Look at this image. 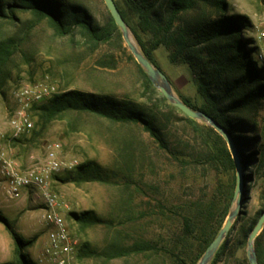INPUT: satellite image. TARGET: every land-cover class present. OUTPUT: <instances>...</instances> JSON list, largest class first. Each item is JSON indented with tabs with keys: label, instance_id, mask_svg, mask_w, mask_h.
Masks as SVG:
<instances>
[{
	"label": "rangeland",
	"instance_id": "374dc122",
	"mask_svg": "<svg viewBox=\"0 0 264 264\" xmlns=\"http://www.w3.org/2000/svg\"><path fill=\"white\" fill-rule=\"evenodd\" d=\"M66 1L85 6L99 29L109 30L107 38L94 41L79 29L63 36L49 18L31 10L19 9L14 18L0 17V42L8 40L13 46L11 55L0 61V136L7 156L24 169L44 160L48 143L62 144L61 156L67 165L53 175L50 188L58 195L60 211L72 232L96 252L93 258L79 260L80 264H198L205 241L221 227L225 210L230 213L235 206L236 171L213 157L218 146L207 123H191L186 115L162 106L159 98L146 90L138 62L120 28L112 27L104 0ZM115 2L131 12L132 27L149 47L158 39L165 40L153 51L156 64L177 96L202 106L200 70L191 68L180 54L181 36L198 40L200 22L222 12L210 0H199L193 9L179 13L164 38L160 25L140 27L139 2ZM154 3L160 22L165 24L169 16L165 1ZM225 9V14L241 17L254 60L264 67V0H226ZM205 45L200 43L198 48L206 50ZM36 81L54 84L55 94L78 90L129 104L154 121L164 141L156 139L141 121H114L78 111H67L44 128L41 110L35 106L30 111L33 128L15 139L10 125L16 106L13 92ZM253 119L256 131L244 133L258 140L247 148L256 156L246 169L250 179L243 212L216 264H250L248 237L264 211V101ZM87 161L100 166L101 177H78V166ZM4 185L0 173V216L8 217L13 225V199ZM87 210H93L102 222L82 230L73 214ZM260 242L264 244V234ZM111 245L123 247L119 252L125 255L97 260L109 253ZM124 247L132 250L127 252ZM41 249V243L26 249L33 264H41ZM12 252L0 253V264L13 262Z\"/></svg>",
	"mask_w": 264,
	"mask_h": 264
},
{
	"label": "trees",
	"instance_id": "16d2710c",
	"mask_svg": "<svg viewBox=\"0 0 264 264\" xmlns=\"http://www.w3.org/2000/svg\"><path fill=\"white\" fill-rule=\"evenodd\" d=\"M131 1L140 3L139 12L137 13L140 27L146 29V27L160 25L165 38L169 36L179 13L182 11L188 12L193 9L199 0H164L169 11L168 19L164 22L165 24L160 22L162 21L161 15L156 12L157 10H154V0ZM210 2L222 14L217 18L204 19L200 22L201 32L195 36L198 40L181 36L182 44L179 48L180 54L190 63L191 68L195 69L197 67L200 70L198 72V92L203 98L204 103L198 107L188 98H183L182 100L196 109L205 111L229 132L238 149L246 178L249 180L250 175L246 173V169L255 160L256 153L254 151L247 152V148L255 146L258 139L244 133L256 131L253 118L261 110L264 101V67H260L256 60H254V48L249 46L250 40L244 37L245 23L241 20V17L225 14L226 0H210ZM117 6L129 27L133 29L137 42L144 54L153 64L160 68L154 60L153 51L164 43L165 40L158 39L149 47L132 27L131 12L121 7L118 3ZM19 9L31 10L41 16H46L63 36L72 34L76 29L85 31L90 39L94 41L106 39L109 35V30L104 31L99 29L94 23L89 10L80 4H71L66 0H0V17L14 18L15 13ZM111 24L115 30L118 29L112 16ZM200 43L206 44V50L198 48V44ZM12 49L11 41L2 40L0 42V61L7 59L11 55ZM138 69L144 79L146 90L151 92L152 96H157L162 106L182 113L154 86L139 64ZM35 107L41 110L44 128L65 112L78 111L97 114L114 121H141L156 139L161 142L164 141L159 130L155 128L154 121L146 118L145 112L136 111L129 104H121L116 100L96 96L92 93L69 90L55 94L45 103L35 105ZM185 119L198 125V122L194 119L187 116H185ZM206 127L213 133L216 145L218 146L213 154L215 160L223 165L232 167L236 171L234 158L227 142L213 127L210 125ZM78 177L83 180L98 179L101 177V168L94 161L84 162L78 166ZM228 213L229 210L226 209L222 215L221 227L205 241L202 255L221 230ZM73 215L82 230H86L102 222V219L93 210ZM258 219H256V222ZM0 222L5 224L14 240L16 255L15 261L3 264H33L26 249L32 246L34 240H25L7 218L0 216ZM231 232L215 254L211 262L212 264H216L224 254ZM263 234L264 229L255 242L260 264H262L264 259V244L260 242ZM124 249L129 248L124 247ZM121 250H123V247L111 245L109 253L97 257V260L110 261L114 257H121L125 255L123 254L124 252H119ZM130 250L132 248L127 252ZM94 255H96V252L90 243L83 241L79 260L83 261L87 258H93Z\"/></svg>",
	"mask_w": 264,
	"mask_h": 264
},
{
	"label": "built area",
	"instance_id": "2783aa9c",
	"mask_svg": "<svg viewBox=\"0 0 264 264\" xmlns=\"http://www.w3.org/2000/svg\"><path fill=\"white\" fill-rule=\"evenodd\" d=\"M55 93L56 86L47 81L27 83L14 90L16 106L10 116L13 138H20L33 128L31 109L45 103ZM61 149L59 141L48 143L44 160L23 169L7 156L0 136V173L5 179L6 193L12 199L31 195L43 204L42 219L47 226V237L39 254L41 264H80L82 240L72 232L60 211L58 195L50 188L53 175L67 165Z\"/></svg>",
	"mask_w": 264,
	"mask_h": 264
},
{
	"label": "water",
	"instance_id": "95a60500",
	"mask_svg": "<svg viewBox=\"0 0 264 264\" xmlns=\"http://www.w3.org/2000/svg\"><path fill=\"white\" fill-rule=\"evenodd\" d=\"M104 2L115 23L120 28L122 36L129 50L137 60L138 64L143 68L147 76L150 78L154 86L171 104H173L184 115L191 119L205 122L213 127L227 142L229 149L233 155L236 167V188L234 193V202L237 201V206L233 207V209L230 211L221 230L206 248L205 252L198 262V264H210L221 244L231 232L235 221L243 212V205L245 202V186L248 180L244 172V167L238 149L235 146L233 138L231 137L229 132L218 121H216L205 111L196 109L188 105L185 101H183L179 96L175 94L172 89L171 82L165 72L162 69L158 68L155 64H153V62L144 54V52L138 47V45L133 42L130 27L122 16L115 0H104ZM263 229L264 211H262L259 219L257 220L255 226L252 228L248 237L247 255L250 264H259L255 242L256 238L260 235Z\"/></svg>",
	"mask_w": 264,
	"mask_h": 264
},
{
	"label": "crops",
	"instance_id": "0c3cea01",
	"mask_svg": "<svg viewBox=\"0 0 264 264\" xmlns=\"http://www.w3.org/2000/svg\"><path fill=\"white\" fill-rule=\"evenodd\" d=\"M42 207V201L34 200L31 195H25L20 199H13V210L10 211L13 213V218L16 221L13 227L25 240H34L32 246L38 243L43 244L47 237V226L42 219ZM36 217H38V222L36 221ZM7 219L11 222L8 217ZM10 249L11 252L13 250V261H15L14 240L5 224L0 222V253L8 254L10 253Z\"/></svg>",
	"mask_w": 264,
	"mask_h": 264
},
{
	"label": "bare ground",
	"instance_id": "6f19581e",
	"mask_svg": "<svg viewBox=\"0 0 264 264\" xmlns=\"http://www.w3.org/2000/svg\"><path fill=\"white\" fill-rule=\"evenodd\" d=\"M132 39H133V37H132ZM133 42H135L134 40H133ZM135 44H136V42H135ZM237 206V201H235V206L234 207H236Z\"/></svg>",
	"mask_w": 264,
	"mask_h": 264
}]
</instances>
